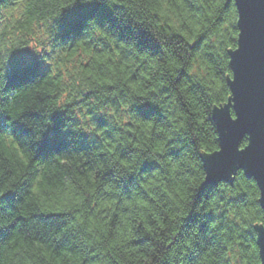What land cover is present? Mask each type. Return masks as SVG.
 I'll list each match as a JSON object with an SVG mask.
<instances>
[{
    "label": "clouds",
    "instance_id": "9594fccd",
    "mask_svg": "<svg viewBox=\"0 0 264 264\" xmlns=\"http://www.w3.org/2000/svg\"><path fill=\"white\" fill-rule=\"evenodd\" d=\"M76 2L0 0V198L15 196L11 206L0 199V264H264L257 180L239 167L200 193L201 157L221 152L211 114L228 106L237 120L229 53L239 49L238 0H103L156 54L94 19L58 41L55 22ZM25 49L47 71L7 88L9 57ZM145 103L158 119L138 114ZM54 114L68 147L37 158ZM13 122L30 134L18 137ZM81 135L86 149L76 147ZM250 143L245 133L236 151ZM191 214L198 220L186 226Z\"/></svg>",
    "mask_w": 264,
    "mask_h": 264
},
{
    "label": "water",
    "instance_id": "95a60500",
    "mask_svg": "<svg viewBox=\"0 0 264 264\" xmlns=\"http://www.w3.org/2000/svg\"><path fill=\"white\" fill-rule=\"evenodd\" d=\"M238 8L239 49L229 53L235 75L229 86L237 120H230L228 106L212 113L221 152L206 157L204 169L206 182L214 185L219 179L226 180L236 168H244L246 175L257 180L264 197V0H238ZM245 133L250 135V146L237 152ZM257 244L264 257V233Z\"/></svg>",
    "mask_w": 264,
    "mask_h": 264
},
{
    "label": "trees",
    "instance_id": "16d2710c",
    "mask_svg": "<svg viewBox=\"0 0 264 264\" xmlns=\"http://www.w3.org/2000/svg\"><path fill=\"white\" fill-rule=\"evenodd\" d=\"M89 19H94L95 22L100 26H103L105 23H107L110 28L115 30V33L122 40L135 39L137 42L136 46L140 50L151 49L152 54H156L159 51L156 42L144 32H133L130 27L121 26L120 23L113 18L112 12L109 11L107 7H105L103 0H92L91 3L87 4H82L80 3V0H77V2L72 7L64 9L59 19L55 22L58 25V32L56 36L57 40L60 42H67L79 37L82 34V29L87 26L86 22ZM28 60H31V62L25 63V61H23L20 56L17 57L15 55V51L10 55L5 71L7 88H19L22 85L27 84L37 78L43 77V75L46 73L47 66L44 65L39 60V58L33 59L30 57ZM136 110L138 114L145 119L151 118L153 116H156L157 119L159 118V110L155 106L148 103L139 106ZM29 118H32V114H29ZM7 119L8 118L6 116L0 115V129L7 127ZM51 119L53 121L52 126L48 127L41 141L38 143V145H36L37 158L46 159L52 153H59L61 150H64L68 147L66 136L69 134L61 132V128L64 123L63 115L54 114ZM94 119L98 126H103L105 124L102 116H97ZM210 120L213 122L212 114L210 116ZM11 130L18 137L30 134L29 130L18 122H13L11 125ZM88 146L89 141L87 140V137L81 135L80 140L76 143V147L78 149H86ZM241 147H243V145H241ZM206 157L208 156L201 157L203 160V166L204 159ZM153 167H155L154 162H145L142 170H148ZM133 182L134 178L130 177L125 184V188H127V184H131ZM214 185L205 182V184L201 186L200 193L205 192L206 189H210ZM0 199L7 200L9 202V206H11V202L15 199V196L12 193H7L3 198ZM196 199L197 201L199 200V194L197 195ZM208 219L210 220L212 217L209 216ZM197 220V216L195 214H191L185 221V225L187 226L190 223L194 224L197 222ZM205 227L206 225L201 223L200 231L203 232ZM7 234V230L0 232V239L5 238ZM188 264H190V262H188Z\"/></svg>",
    "mask_w": 264,
    "mask_h": 264
},
{
    "label": "rangeland",
    "instance_id": "374dc122",
    "mask_svg": "<svg viewBox=\"0 0 264 264\" xmlns=\"http://www.w3.org/2000/svg\"><path fill=\"white\" fill-rule=\"evenodd\" d=\"M15 55L18 57V56H20L21 57V59L23 60V61H25V63H28V62H31V60L29 61L28 59L30 58V57H32L33 59H37L38 57H36V56H34L29 50H17V51H15Z\"/></svg>",
    "mask_w": 264,
    "mask_h": 264
}]
</instances>
